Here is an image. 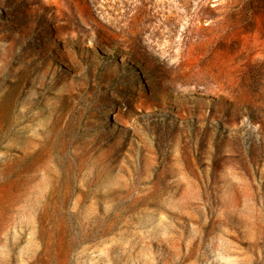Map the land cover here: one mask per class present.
I'll return each mask as SVG.
<instances>
[{"label": "rangeland", "instance_id": "obj_1", "mask_svg": "<svg viewBox=\"0 0 264 264\" xmlns=\"http://www.w3.org/2000/svg\"><path fill=\"white\" fill-rule=\"evenodd\" d=\"M0 264H264V0H0Z\"/></svg>", "mask_w": 264, "mask_h": 264}]
</instances>
